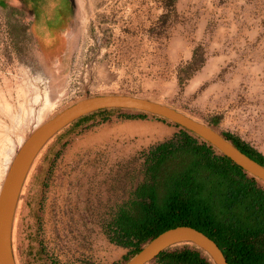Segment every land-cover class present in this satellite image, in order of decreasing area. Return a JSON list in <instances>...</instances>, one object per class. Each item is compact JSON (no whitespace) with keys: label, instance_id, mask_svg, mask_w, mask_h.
<instances>
[{"label":"rangeland","instance_id":"374dc122","mask_svg":"<svg viewBox=\"0 0 264 264\" xmlns=\"http://www.w3.org/2000/svg\"><path fill=\"white\" fill-rule=\"evenodd\" d=\"M10 1L0 9V183L11 149L33 130L45 95L52 107L46 119L103 93L159 99L207 123L222 113L217 129L239 135L264 154V93L252 103L247 95H229L242 100L240 105L224 104L208 92V82L187 89L204 50L194 64L185 62L191 45L177 38L191 24L173 11L172 0H162L161 9L154 0H78L71 19L64 4L53 0L36 18L25 0ZM127 113L134 111L116 109L107 120L96 113L69 125L39 155L14 220L18 264L125 260L129 249L109 240L104 223L143 180L144 152L179 131L152 114Z\"/></svg>","mask_w":264,"mask_h":264},{"label":"trees","instance_id":"16d2710c","mask_svg":"<svg viewBox=\"0 0 264 264\" xmlns=\"http://www.w3.org/2000/svg\"><path fill=\"white\" fill-rule=\"evenodd\" d=\"M174 1L171 2L172 6ZM199 49L195 50L191 65L196 62ZM203 62L204 57L196 64L194 71ZM113 110L116 108L93 112L70 125L96 113L102 114V119L107 120ZM132 111L134 113L125 116L146 118L150 115ZM220 120L221 116L215 115L209 124L217 129ZM175 126L179 127L178 132L144 152L143 180L127 199L115 206L110 218L104 223L109 240L129 249L125 260L114 264L125 263L152 238L178 225H190L205 232L217 242L229 264H264L263 181L248 174L196 134L178 124ZM219 131L243 152L264 165V154L251 143L233 132ZM147 264L215 263L198 245L180 242L166 248Z\"/></svg>","mask_w":264,"mask_h":264},{"label":"water","instance_id":"95a60500","mask_svg":"<svg viewBox=\"0 0 264 264\" xmlns=\"http://www.w3.org/2000/svg\"><path fill=\"white\" fill-rule=\"evenodd\" d=\"M127 109L162 117L196 134L232 159L248 174L264 182V165L238 148L209 123L194 118L176 107L150 97L108 93L83 97L65 106L37 126L15 152L0 189V264H18L13 249V227L16 210L28 174L46 144L72 122L103 109ZM180 242H192L201 247L215 264H229L217 242L205 232L178 225L164 230L131 259L123 264H147L163 250Z\"/></svg>","mask_w":264,"mask_h":264},{"label":"crops","instance_id":"0c3cea01","mask_svg":"<svg viewBox=\"0 0 264 264\" xmlns=\"http://www.w3.org/2000/svg\"><path fill=\"white\" fill-rule=\"evenodd\" d=\"M53 1L63 3L71 19L78 0ZM48 2L40 0L39 6ZM7 3L11 1L0 0V9ZM156 3L161 9L162 0ZM172 8L191 24V31L177 38L180 45H191L185 62L193 60L197 48L204 50L203 64L185 84L189 91L208 82V92L217 93L224 104L240 105L242 100L231 101L229 95H247L252 103L264 93V0H175Z\"/></svg>","mask_w":264,"mask_h":264},{"label":"bare ground","instance_id":"6f19581e","mask_svg":"<svg viewBox=\"0 0 264 264\" xmlns=\"http://www.w3.org/2000/svg\"><path fill=\"white\" fill-rule=\"evenodd\" d=\"M42 104H43V106H40V108H39V110H38V112H37V115L35 116L36 117V121L34 122V124H33V126H32V129L34 130L37 126H39L41 123H43L44 121H45V119H46V117L49 115V113H50V108L49 107H51L50 105V102H49V100H48V98H47V95H45L44 96V99H43V102H41ZM52 108V107H51ZM31 129V130H32ZM32 130V131H33ZM31 131V132H32ZM30 132V133H31ZM28 136V135H27ZM27 136H25V137H23L19 142V145L18 146H20L21 144H22V142L24 141V139L27 137ZM18 146H16V147H13L12 149H11V153H10V156L8 157V160H7V165H6V172H7V169H8V167H9V165H10V163H11V161H12V159H13V156H14V154H15V152L17 151V149L19 148ZM18 147V148H17ZM6 172H5V175H6ZM4 178H5V176H4ZM4 180V179H3ZM3 183V182H2ZM2 183H0L1 184V186H2ZM1 186H0V189H1Z\"/></svg>","mask_w":264,"mask_h":264},{"label":"flooded vegetation","instance_id":"af4514ba","mask_svg":"<svg viewBox=\"0 0 264 264\" xmlns=\"http://www.w3.org/2000/svg\"><path fill=\"white\" fill-rule=\"evenodd\" d=\"M39 1L40 0H27L29 7H31V10L35 14V18L38 17L40 13L41 6H39Z\"/></svg>","mask_w":264,"mask_h":264}]
</instances>
